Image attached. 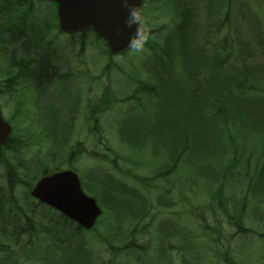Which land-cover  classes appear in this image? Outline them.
<instances>
[{
	"label": "rangeland",
	"instance_id": "1",
	"mask_svg": "<svg viewBox=\"0 0 264 264\" xmlns=\"http://www.w3.org/2000/svg\"><path fill=\"white\" fill-rule=\"evenodd\" d=\"M157 1L159 14L152 10L145 20L149 53L111 58L91 37L86 63L97 78V158L88 153L71 166L103 216L93 231L73 234L76 224L42 207L35 219L46 221L48 233L36 225L32 259L2 253L1 264H264V132L253 122L264 112V0ZM179 26L190 29L176 38ZM244 66L260 94L222 95L217 82L215 106V89L203 83L222 73L241 79ZM144 85L158 95L140 92ZM42 124L34 127L46 129ZM35 137L38 165L68 167L70 150L41 149ZM187 141L192 152L183 156Z\"/></svg>",
	"mask_w": 264,
	"mask_h": 264
},
{
	"label": "flooded vegetation",
	"instance_id": "2",
	"mask_svg": "<svg viewBox=\"0 0 264 264\" xmlns=\"http://www.w3.org/2000/svg\"><path fill=\"white\" fill-rule=\"evenodd\" d=\"M34 2L42 3V8L36 7L35 11ZM47 3L48 0H0V116L11 127L0 148V254L25 255L18 260L26 262L34 255L32 245L39 234L35 213L42 207L49 209L32 195L38 181L65 170L80 174L71 166L73 159L78 161L88 153L97 158V78L86 63L93 48V34L91 30L63 32L57 8L50 2L51 13L44 6ZM157 4V0L149 4L144 0V26L152 10L159 14ZM144 49L149 51L148 42ZM47 117L56 129L50 127ZM40 121L46 129L34 127ZM20 127L28 128L27 133ZM34 137L41 149L54 145L67 153L70 150L68 167L50 170L44 163L38 165L37 158L32 159L30 146ZM34 169L39 172L37 178ZM44 225L46 221L39 225L42 236L48 233Z\"/></svg>",
	"mask_w": 264,
	"mask_h": 264
},
{
	"label": "water",
	"instance_id": "3",
	"mask_svg": "<svg viewBox=\"0 0 264 264\" xmlns=\"http://www.w3.org/2000/svg\"><path fill=\"white\" fill-rule=\"evenodd\" d=\"M58 5L60 27L66 32L95 29L107 42L112 54L123 53L135 28L125 25L127 15L121 0H53ZM141 11L142 0H134ZM11 133V128L0 116V147ZM32 195L81 227L91 230L102 215L95 198L83 190L79 176L72 171H63L43 177Z\"/></svg>",
	"mask_w": 264,
	"mask_h": 264
},
{
	"label": "trees",
	"instance_id": "4",
	"mask_svg": "<svg viewBox=\"0 0 264 264\" xmlns=\"http://www.w3.org/2000/svg\"><path fill=\"white\" fill-rule=\"evenodd\" d=\"M227 5H230V1L228 0L227 1ZM180 29H184L183 27H181ZM180 33H182L181 31H179V33L178 34H180ZM183 39L182 38H180V41H182ZM184 44V43H183ZM202 55V54H201ZM182 56H184V53L182 54ZM202 58H203V55H202ZM206 61V60H205ZM228 62V58H225V64ZM222 64L220 63V65H219V67H220V69L222 68ZM209 68V66L208 65H206L205 66V69L207 70ZM223 68H224V66H223ZM223 68H222V70H223ZM254 71H252L250 74H252ZM240 74H241V79H238V78H236L235 76H233V75H226V73H222V75L220 74V76H219V81L217 80V79H213V80H211V79H209V82H208V85L207 84H205V83H203V85H204V87H206V88H208V89H215L214 91L216 92L214 95H212L211 93H210V96H212V102H213V104L215 105H217L218 103V100H219V96L220 95H218L217 94V92H218V90L219 89H216L217 87H219V85H217V82H219L220 83V86H221V88H220V90L222 91V95H223V93L224 92H226L227 90L228 91H231V94H232V96L233 97H235L236 95H239V94H241L242 96H247V95H249V94H254V93H256V94H260L259 93V87L258 86H256V83H255V81L252 79V77L249 75V71H248V68L246 67V66H244V69L242 70V71H240ZM194 77H195V74L193 75ZM246 83H248V86H246L245 84ZM259 85H260V83H259ZM157 94H155V96H156ZM225 97V96H224ZM227 97V96H226ZM225 97V98H226ZM196 98H199V96L198 95H196ZM200 98H202L204 101L205 100H207V99H205V98H203V97H200ZM107 104H109V102L107 101H105V105H107ZM263 104H264V102H263ZM215 105V106H216ZM233 105H234V103H233ZM201 107V106H200ZM217 107H218V105H217ZM216 107V109H218V112L215 114V113H213L214 114V116L215 117H219V115H218V113H221L222 112V110H220L219 108H217ZM197 109H199L198 107H197ZM204 110H206V109H204V108H201V109H199L198 111H201V112H203ZM209 110V109H208ZM260 112L261 113H259L258 114V117H257V119H253V122H255L254 123V126H255V131L256 132H264V124L262 123V122H264V112L262 111V110H260ZM262 114V115H261ZM226 115V117H225V119H227V113L225 114ZM211 116H212V114H211ZM100 121V118H99V120H98V122ZM226 123V122H225ZM232 163H234V162H232ZM231 165V164H230ZM229 165V166H230ZM228 166V167H229ZM258 167H259V165H257ZM227 170H228V168H226L225 169V174H224V176H223V179H226V173H227ZM256 170H257V168H256ZM264 172V171H263ZM263 172H260L259 173V171H257V175L258 176H262L263 175ZM222 175V174H221ZM216 178L215 179H217L216 181H220L221 182V180H220V176L219 175H216L215 176ZM262 177H264V176H262ZM261 177V178H262ZM264 179V178H263ZM223 183V182H222ZM222 183H221V185H222ZM65 221H67L66 219H64ZM233 224H235V223H233ZM241 229V228H240ZM81 231H83L82 229H78V231H77V233L78 232H81ZM242 231V230H241ZM77 233H75V234H77ZM226 262H229V260L226 258ZM230 264H232V263H230Z\"/></svg>",
	"mask_w": 264,
	"mask_h": 264
},
{
	"label": "clouds",
	"instance_id": "5",
	"mask_svg": "<svg viewBox=\"0 0 264 264\" xmlns=\"http://www.w3.org/2000/svg\"><path fill=\"white\" fill-rule=\"evenodd\" d=\"M121 3L127 12L125 25L128 28H135L127 47L135 53H141L144 51L148 40V35L145 33L142 24L141 11L134 0H121Z\"/></svg>",
	"mask_w": 264,
	"mask_h": 264
}]
</instances>
